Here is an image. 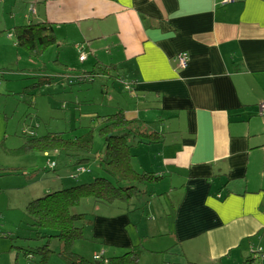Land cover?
<instances>
[{
    "label": "crops",
    "instance_id": "0c3cea01",
    "mask_svg": "<svg viewBox=\"0 0 264 264\" xmlns=\"http://www.w3.org/2000/svg\"><path fill=\"white\" fill-rule=\"evenodd\" d=\"M22 2L27 23H51L56 39L68 41L57 49L66 50V64L78 59L74 45L91 41L78 62L93 55L114 68L122 91L111 88L108 101L116 112L164 136L132 148L136 171L161 176L154 185L162 196L144 208L156 218L131 214L139 204L82 199L99 210L85 228L91 239L132 250L128 228L136 223L137 237L175 250L180 264H264V117L252 107L264 103V0H48L42 18L38 0L14 7ZM11 26L14 33L22 25ZM0 43L5 53L16 48L15 38L0 35ZM180 53L188 56L185 69ZM5 203L0 195V210ZM253 252L261 258L250 259Z\"/></svg>",
    "mask_w": 264,
    "mask_h": 264
},
{
    "label": "rangeland",
    "instance_id": "374dc122",
    "mask_svg": "<svg viewBox=\"0 0 264 264\" xmlns=\"http://www.w3.org/2000/svg\"><path fill=\"white\" fill-rule=\"evenodd\" d=\"M4 1L0 0V35L11 39L14 43L11 25H23L28 21L23 15L25 1L21 3L22 7L19 10L14 7L15 0ZM46 5L50 6L51 3L40 1L34 4L40 17ZM32 17L31 15V20ZM59 41L60 44L63 42L69 46L66 39H57V44L47 47L40 57H30L24 49L13 48L9 53L0 49V195L6 202L5 209L0 210V264H5L3 262L5 258L8 259L9 264H13L15 255L18 258L17 264H34L41 258L40 248L47 244L49 248L46 251L48 259L45 261L46 264H63L58 255L57 239L43 238L34 241L29 239L33 233L25 223L29 220L25 209L31 200L42 197L46 189L49 190L48 192H54L81 184L87 178L86 175L71 178L77 175L76 172L82 173L83 169L76 170L72 165L74 159L63 152H49V150L41 152L29 148L24 152L9 153V149H16L30 139L28 136L31 134L24 135L22 131H34L37 138L48 132H61L65 138L73 139L74 136L79 137L92 129L95 132L93 149L100 156L104 151L103 139L96 133L102 126L105 116L117 111L108 98L112 97L111 88L114 91H122L118 76L111 70L113 75L110 77L97 75L96 78L90 79L88 72L94 69L96 57L90 56L89 61L84 64L79 63L78 59L72 60L68 65L63 62L66 50L64 48L57 50ZM89 42L91 41L84 42V45ZM57 51L62 54V60L59 59ZM18 57H20L19 61ZM65 72L71 73L72 79L69 81L68 77L61 75L62 82L57 84L59 75ZM80 76H85L86 80L84 82L79 80ZM28 85L29 88H26ZM119 95L122 99H126L125 93L120 92ZM128 118L132 120L134 117ZM91 157L94 158L93 155ZM137 162L140 163L141 160ZM137 162L135 158L134 164ZM50 164H56V167L52 170L49 168ZM98 164L97 159L84 164L83 167L89 171L87 175L91 178L105 176ZM23 170H26L25 178ZM34 189L39 191L34 193ZM145 190L146 193L140 194L138 199L126 203L143 206L137 210L132 208L131 214L135 211L143 212L146 201L162 196L161 186L147 184ZM93 203V200H84L73 208L72 212L87 214L93 222L92 214L99 211L93 208ZM143 214L148 218L153 214L156 218V213L149 212L148 208ZM90 227L85 226L86 229ZM136 228L137 224L132 223L128 228V234L133 239L134 247L141 250L138 264H149L148 258L151 259L152 264L153 259L158 260L159 264L185 262L175 250L165 251L162 249L163 245L161 247L156 244L160 241L137 237ZM129 249L131 248H117L97 242L91 239V233L87 231L84 239L73 244V251L92 264H107L109 258L122 255ZM147 249L153 250L155 254H145ZM24 250L31 251L32 258L27 259ZM95 255L103 258L101 262L95 260ZM105 259H108L107 262L104 261Z\"/></svg>",
    "mask_w": 264,
    "mask_h": 264
},
{
    "label": "trees",
    "instance_id": "16d2710c",
    "mask_svg": "<svg viewBox=\"0 0 264 264\" xmlns=\"http://www.w3.org/2000/svg\"><path fill=\"white\" fill-rule=\"evenodd\" d=\"M40 1L48 0H38V3ZM30 13L35 14L32 7ZM14 31L15 47L24 49L30 57H40L47 47L57 44L54 27L51 23L30 21L14 28ZM84 46V43L74 45L79 62L85 60L84 57V60L80 61ZM111 70H114L112 66L96 63L88 76L90 79L97 75L108 77ZM79 80L84 82L86 77L80 76ZM123 86L127 90L131 88V84L126 81L123 82ZM26 88H29V85ZM139 124L140 122L135 118L129 120L122 110L107 115L96 133L99 138L103 139L104 151L100 156L93 149L95 132L92 129L79 137L74 136L73 139L65 138L61 132H48L37 138L34 135L35 132L31 131L29 133L31 135L28 136L30 139L26 140L23 145L16 149H9V153L24 152L29 148H35L36 151L41 152L48 150L49 152H63L74 159L72 165L76 170L77 168L83 169L82 173L76 172L77 175L71 176V178H77L81 175L87 176L85 182L81 184L54 192H46L42 197L31 200L25 209V213L29 217L25 223L30 227V232L33 233L29 239L33 241L43 238L46 240L57 239L59 242L58 255L63 264H92L88 259L73 251L74 242L85 238V226L92 225L91 222L87 224L89 219L86 214L72 212V209L78 206L82 199L94 198L107 203L115 201L129 203L135 198L138 199L140 194L146 193L147 184H155L160 181L161 176L145 170L136 171L132 166V148L135 145L133 142L160 144L164 141V136L160 132L139 126ZM95 159L100 164L101 172L105 176L95 177L92 180L87 175L89 171L85 170L83 166L94 162ZM55 167L56 164L49 165L52 170ZM48 248V244L40 248L42 249L39 250L41 258L34 264H46ZM24 255L27 259L32 258L31 251L24 250ZM140 255L141 250L134 247L122 255L110 258L107 264H138Z\"/></svg>",
    "mask_w": 264,
    "mask_h": 264
},
{
    "label": "built area",
    "instance_id": "2783aa9c",
    "mask_svg": "<svg viewBox=\"0 0 264 264\" xmlns=\"http://www.w3.org/2000/svg\"><path fill=\"white\" fill-rule=\"evenodd\" d=\"M232 1L233 0H223V3H230ZM79 52H80V50H79ZM175 59L178 62V66L180 69H185L187 67V65H188L187 54L180 53V54L176 55ZM83 60H84V56H80V61H83ZM252 107H253L254 111L257 112V114L259 116L264 117V103H257L255 105H253ZM253 254H254V252H253ZM94 258H95V260H97L99 262H101V260L103 259L101 256H98V255H95ZM251 258L257 259V258H261V256L260 255L257 256L256 254H254ZM104 261L107 262L106 259Z\"/></svg>",
    "mask_w": 264,
    "mask_h": 264
},
{
    "label": "bare ground",
    "instance_id": "6f19581e",
    "mask_svg": "<svg viewBox=\"0 0 264 264\" xmlns=\"http://www.w3.org/2000/svg\"><path fill=\"white\" fill-rule=\"evenodd\" d=\"M225 4H226V3H225ZM112 114H113V113H112ZM22 132H24V133H23L24 135H28L29 133H31V131H28V130H27V131H24V130H23Z\"/></svg>",
    "mask_w": 264,
    "mask_h": 264
}]
</instances>
